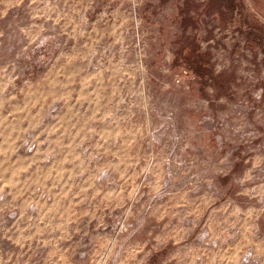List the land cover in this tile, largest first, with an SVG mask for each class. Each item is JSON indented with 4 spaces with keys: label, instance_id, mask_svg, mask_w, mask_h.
<instances>
[{
    "label": "rangeland",
    "instance_id": "1",
    "mask_svg": "<svg viewBox=\"0 0 264 264\" xmlns=\"http://www.w3.org/2000/svg\"><path fill=\"white\" fill-rule=\"evenodd\" d=\"M0 264H264V0H0Z\"/></svg>",
    "mask_w": 264,
    "mask_h": 264
},
{
    "label": "trees",
    "instance_id": "2",
    "mask_svg": "<svg viewBox=\"0 0 264 264\" xmlns=\"http://www.w3.org/2000/svg\"><path fill=\"white\" fill-rule=\"evenodd\" d=\"M233 5H234V1H231L230 2V7L233 8ZM197 59H198L197 60V67H198L199 70H197L196 68L192 67V63L194 61V58L191 57V54L185 55V57H184V60H185L186 64L191 69H193L194 73H196L197 76L201 77L203 73L201 74L200 71H202V72L206 71L207 70L206 66L208 65V63H207V60H205V58L203 56H198Z\"/></svg>",
    "mask_w": 264,
    "mask_h": 264
}]
</instances>
